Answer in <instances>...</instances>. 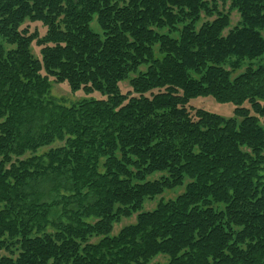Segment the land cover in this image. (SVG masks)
I'll use <instances>...</instances> for the list:
<instances>
[{"label":"trees","instance_id":"1","mask_svg":"<svg viewBox=\"0 0 264 264\" xmlns=\"http://www.w3.org/2000/svg\"><path fill=\"white\" fill-rule=\"evenodd\" d=\"M263 56L264 0H0V264H264Z\"/></svg>","mask_w":264,"mask_h":264},{"label":"rangeland","instance_id":"2","mask_svg":"<svg viewBox=\"0 0 264 264\" xmlns=\"http://www.w3.org/2000/svg\"><path fill=\"white\" fill-rule=\"evenodd\" d=\"M229 5H226L225 7H222L225 11L228 10ZM230 16H231V26L233 27L234 25H236L239 20H240V15L236 10L230 11ZM209 18H205V16L203 15V19L202 22L208 20ZM214 19V18H213ZM212 20V19H210ZM201 22V23H202ZM92 26L95 30H99L98 28V24L96 22V20L92 23ZM35 28L39 29L41 34L45 33V28L39 24V23H35V24H30V29L33 31ZM226 34V32H225ZM33 52L39 56V52L40 49L33 45ZM256 63H264V56L260 59L255 60ZM248 63H246L247 65ZM245 65V66H246ZM245 66L243 67V69L237 71L236 73H234V75L244 71ZM123 88L124 90H127L128 88V82H125L123 84ZM51 96H53L55 99L59 100L60 102L66 104V105H71L73 103H76L84 98H88L90 97V95H86L84 93H73L71 92V90L69 89V87L66 84H58L56 82H52V88H51ZM96 97L98 95H95ZM193 103L199 107H203L211 112H215L218 113L224 117H230L233 115V107L234 105L231 103H219L217 101H215L212 97H200L197 99L192 100ZM60 145L59 142H57L54 146H58ZM49 148H43L39 151L40 153H43L45 151H47ZM162 174L161 173H156L152 176H150V179H156L159 178ZM184 190V186L182 187H178L176 189H172V190H167L165 191L161 196H158L154 199L151 200H146L145 202V206H144V210H153L154 208H156V206L158 205L159 201L161 199L164 200H169L172 198H175L176 196H178L182 191ZM136 221V214L130 218H123L120 222H118L117 224L114 225V229H113V234H117L121 228H123L124 226L134 223ZM2 253H5V251H2ZM157 261H162V262H166L167 259L165 256H159L157 257L153 262H157Z\"/></svg>","mask_w":264,"mask_h":264}]
</instances>
